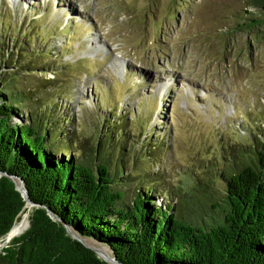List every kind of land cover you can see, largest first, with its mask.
<instances>
[{
	"label": "rangeland",
	"instance_id": "374dc122",
	"mask_svg": "<svg viewBox=\"0 0 264 264\" xmlns=\"http://www.w3.org/2000/svg\"><path fill=\"white\" fill-rule=\"evenodd\" d=\"M0 35L40 53L22 78L68 119L73 157L94 155L97 135L113 120L126 123L120 151L131 177L117 188L124 203L145 184L157 205L167 195L186 215L196 204L192 181L210 164L252 138L264 145L259 0H0ZM155 140L163 148L143 157L140 146Z\"/></svg>",
	"mask_w": 264,
	"mask_h": 264
},
{
	"label": "trees",
	"instance_id": "16d2710c",
	"mask_svg": "<svg viewBox=\"0 0 264 264\" xmlns=\"http://www.w3.org/2000/svg\"><path fill=\"white\" fill-rule=\"evenodd\" d=\"M259 4L264 9V0ZM27 41L0 35V170L21 177L39 207L32 210L28 228L1 248V264H110L72 239L64 225L108 246L120 264H264L260 139L217 159L208 175L203 171L202 179L192 181L196 204L186 215L174 212L167 195L157 205L154 187L145 184L124 203L125 193L117 188L129 185L131 177L120 151L121 139H128L126 123L113 120L112 131L97 135L94 155L73 157L77 141L69 138L68 119L56 110L53 96L23 81L22 73L32 72L29 63L40 55ZM148 133L145 143L153 135ZM152 148L163 145L155 140L140 146L142 156L150 157ZM116 151L121 161L113 158ZM24 204L11 179L1 177L0 238Z\"/></svg>",
	"mask_w": 264,
	"mask_h": 264
},
{
	"label": "water",
	"instance_id": "95a60500",
	"mask_svg": "<svg viewBox=\"0 0 264 264\" xmlns=\"http://www.w3.org/2000/svg\"><path fill=\"white\" fill-rule=\"evenodd\" d=\"M8 177L9 179H11V181L13 182L14 184V187L15 189L18 191V193L20 194V196L22 197L23 201H24V207H23V210L22 212L26 209L27 207V204H29V209H30V215H31V212L34 208H37L39 207V205L33 203L30 199H29V196H28V191L27 189L25 188L24 186V182H23V179L17 175H14V174H9L5 171H1L0 170V178L1 177ZM44 207V206H42ZM46 210V213L47 215L53 220V221H60V219L53 214V212H51L48 208H45ZM18 215L17 219L19 218V216L21 215V213ZM30 215H29V218H30ZM16 219V220H17ZM16 220L14 221V223L16 222ZM13 223V225H14ZM13 225L11 226V228L9 229V231L6 233V235L10 234L11 230H12V227ZM29 226V225H28ZM65 227V230H66V233L74 240L78 241L79 243H81L84 247L90 249L91 251H93L98 258H100L101 260L107 262V263H110V264H120L117 262V260L115 259L114 256H110L109 254L107 253H103L102 251H100V248L98 247H95V246H91L89 244H87L85 241H84V237H82L81 235H79L76 231H74L72 228H70L68 225H64ZM23 233V232H22ZM21 233V234H22ZM21 234H19L18 236H20ZM18 236H15V237H18ZM9 237V236H8ZM14 238V237H13ZM100 243V242H99ZM102 249V248H101ZM104 250V249H103ZM105 251V250H104ZM111 251V250H110ZM106 252V251H105Z\"/></svg>",
	"mask_w": 264,
	"mask_h": 264
},
{
	"label": "bare ground",
	"instance_id": "6f19581e",
	"mask_svg": "<svg viewBox=\"0 0 264 264\" xmlns=\"http://www.w3.org/2000/svg\"><path fill=\"white\" fill-rule=\"evenodd\" d=\"M30 209L27 204L26 209L21 213L19 219L14 223L10 234L6 235L4 239L11 240L13 237L18 236L28 228L29 225ZM9 236V237H8ZM103 253H106L103 249H100Z\"/></svg>",
	"mask_w": 264,
	"mask_h": 264
}]
</instances>
